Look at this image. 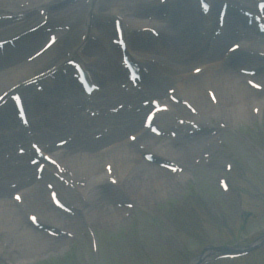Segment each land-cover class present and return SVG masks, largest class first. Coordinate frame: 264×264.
<instances>
[{
	"label": "bare ground",
	"instance_id": "6f19581e",
	"mask_svg": "<svg viewBox=\"0 0 264 264\" xmlns=\"http://www.w3.org/2000/svg\"><path fill=\"white\" fill-rule=\"evenodd\" d=\"M64 1L67 0H0V33H9L15 25L29 22L35 27L43 20L66 16L73 9V5L66 8L63 5ZM209 1L213 7L204 12L196 0H172L167 6L153 0H90L88 3L79 0L76 9L82 2L85 3L83 16L84 21L88 23L76 28L82 33L81 39L67 53H64L62 48L58 50L56 47L60 44L59 41L65 38L69 40L72 33L57 38L55 44L48 50L43 47L35 50V53L42 52L40 56H34L31 61H28L27 57L34 52H26L28 50L16 52L18 62L14 61V52H6L4 56L6 58H1L0 106L3 100L9 98L10 93L20 94L23 91L28 93L26 95L29 98L35 86L42 83L51 84L54 77L50 79V75L56 69L64 70V74L72 82L70 86L64 81V75L56 77L53 92L58 95L65 94L69 90L79 92L78 88L81 86L78 74L68 66L69 63L65 59L69 61L73 58H81L89 62L85 63L84 67L91 74L92 80L96 77L99 80L102 78V87L97 95L111 106H117L123 103V100L129 103L128 106L124 105V108H138L144 97L152 96L170 107L168 112L156 113L160 135L150 132L149 128L143 127L140 119L134 121L135 117L123 113V110L113 114L108 109L98 108L100 105H92L93 110L96 111L95 116L89 119V115L83 114L84 119H89L84 122L76 120V111L80 112L74 107L70 118L68 117L70 112L66 108H63L61 114H55L47 109L45 116L63 118L66 123L63 130L68 134L64 138L68 137L69 142L64 145L62 152L58 150L52 152L53 158L58 162L56 166L47 162L44 164L42 159H39L38 165L44 164L40 178H37L39 171L35 170L34 174L35 166L28 165L29 162L25 164V168H13L0 161V182H5L0 184L2 188L0 189V253L5 247L10 250L17 249L19 254L28 253L31 246L36 250L41 247V249L56 247L54 235L37 230L32 221H28L30 217H37L38 221H42L41 224L50 225L58 230L56 232H61L60 235H65L64 232L69 233V231L76 233V220L79 216L84 218L87 227L94 230L100 222L103 224L119 222L128 209L124 207L126 203L116 205L117 201L130 202L131 199L134 205L144 206L147 200L165 197L176 191L178 185L187 176V169L195 165L193 157L198 156L196 147L201 145L208 148V145L219 137V132L223 129L219 126L218 118L225 123V129H231L234 125H238L241 119L246 120L250 117L254 109L258 111L259 117H264V91H260L264 86V72L260 74L257 72L264 70V35H259L256 24L253 25V29L244 28L238 21L246 18L240 19L235 16V14L241 15L235 11V6L248 8L250 12L255 13L258 11L257 3L255 0ZM225 1L231 6V13L226 15L225 25L221 28L218 24L220 10L218 7ZM55 7L59 8L54 9ZM48 8L51 12L47 11ZM104 9L106 12L108 10L109 20L121 21L124 37L128 41L125 51L111 43V48L115 51L111 54L119 55L127 51L134 54L133 61L140 64L142 72L144 71L140 90L132 87L137 80H132L128 69L118 62L120 56L113 54L107 58L114 60L107 62L110 68L102 67V70L99 68L100 73L94 70L97 63L93 66L91 58H94L96 49L92 47L96 44L93 43L92 37L107 36L108 32H113L111 25L108 30L105 25L95 28L96 25L92 21L93 15L100 14L105 11ZM8 14L20 19L19 23L4 24L2 18ZM156 14L157 19L147 18L148 15ZM20 15L22 17H19ZM160 15L166 17L163 23L159 21ZM236 21L240 26L232 31ZM42 27L40 26L39 30L43 29ZM149 28L156 31L158 29L160 35L155 37L149 34ZM224 28L235 37L240 35L237 36L234 44L239 41L242 43V48L251 45L245 52L237 53L240 54L237 57L238 63L226 62L219 58V52L223 47L215 41L220 40L219 37L223 35L220 33L221 36L215 41L212 38L216 30L221 31ZM60 31L62 30H53L58 36ZM114 32L117 34L115 29ZM19 36L21 39L16 44H21L26 37L20 33L13 35L10 32L0 40H7L4 44L6 48L14 43L12 38ZM243 37L246 42L243 41ZM247 43L249 45H246ZM169 45L172 47L167 51ZM144 47L152 50L146 51ZM153 50L157 55L151 57L156 60L143 59H149L150 55L142 52L154 53ZM226 52L230 54L231 51L228 48ZM250 52L256 55L252 57L255 60L243 62L249 58ZM181 53L183 57L180 56ZM115 61L119 63L118 70L114 68L117 66ZM160 67H164L167 71ZM248 68L255 70L258 68L257 73H247ZM93 82L95 85L98 84L95 80ZM121 82L126 84V89L121 87ZM251 83L260 86V89L251 86ZM71 91L70 96L73 95ZM214 95L215 98L212 99ZM80 96L84 98L82 92ZM87 98L84 100L87 101ZM42 99L43 97L39 98L38 102L41 103ZM75 100L77 99L73 95L70 103ZM7 102L9 103L8 100ZM244 102L250 107L246 108ZM224 103L227 108H224ZM189 108L194 112L189 111ZM151 109L153 107L149 106V111ZM1 111L0 117L4 113ZM211 116L216 117L217 122L213 119L212 123ZM56 118L53 117L50 120L52 122L47 125L52 127L53 124L58 127L61 119ZM136 126L137 129H142V133L137 134L138 138L131 142L126 136L131 135ZM197 126L201 127V130H195ZM21 129H26V126ZM192 130L193 133H190ZM172 131H181V133L175 136L171 134ZM27 133L29 135L26 131L25 134ZM45 137L47 140L42 141L34 135L33 140H40L44 146L43 150L56 149V145L54 146L49 140V135ZM19 140L23 142L25 138ZM4 152V148H0V157L5 158ZM146 153L152 154L154 157L152 162L146 159L144 156ZM33 157L34 159L39 157L38 153L35 152ZM26 158L21 161L26 162ZM164 160L183 169L182 172L163 168L159 163ZM7 186L13 187L10 191H16L15 194L21 192L20 200L7 199L9 195ZM59 196L67 208L69 207L72 212L74 208L77 209L78 214L73 212L75 215H72L66 213L65 209L56 207ZM116 217L119 218L115 220ZM212 256V252H208L204 257L208 259Z\"/></svg>",
	"mask_w": 264,
	"mask_h": 264
},
{
	"label": "rangeland",
	"instance_id": "374dc122",
	"mask_svg": "<svg viewBox=\"0 0 264 264\" xmlns=\"http://www.w3.org/2000/svg\"><path fill=\"white\" fill-rule=\"evenodd\" d=\"M63 5L67 8L66 3ZM105 18L97 15L95 24ZM68 20L69 17L58 18L48 22L46 28L63 26ZM107 36L99 35L102 45L98 42L92 47L96 52L91 60L104 68H110L107 62L111 60L107 58L115 52L107 43L112 42ZM37 37L45 36L39 33ZM142 54L151 59L157 55L155 51ZM14 61L18 62L17 58ZM223 106L227 108L225 103ZM253 113L257 114L253 111L238 125L221 130L208 148L196 147L195 165L187 169V176L174 193L147 200L144 206L134 207L131 199L117 201L116 205L126 203L127 213L119 222L114 221L117 224L100 222L96 230L87 227L79 216L76 233L57 236L55 248L36 250L31 246L28 253L19 254L17 249L5 247L0 253V264H48L51 260L56 264H191L204 246L198 239L215 245L254 242L264 234V117ZM218 123L220 127L225 124L219 118ZM73 212L78 214L75 208ZM208 264H264V246L239 260Z\"/></svg>",
	"mask_w": 264,
	"mask_h": 264
}]
</instances>
